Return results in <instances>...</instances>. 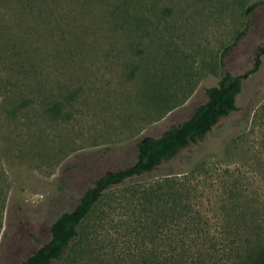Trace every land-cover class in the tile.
Masks as SVG:
<instances>
[{"label":"rangeland","instance_id":"rangeland-1","mask_svg":"<svg viewBox=\"0 0 264 264\" xmlns=\"http://www.w3.org/2000/svg\"><path fill=\"white\" fill-rule=\"evenodd\" d=\"M139 1L125 23L95 13L41 22L0 5V264H24L94 181L134 165L138 143L186 121L223 71L242 78L237 110L172 161L107 191L51 264H138L180 245L212 254L207 264H224L219 234L234 230L223 225L224 192L242 183L264 216V57L248 75L264 47V0ZM32 91L44 106L4 119L8 97ZM70 92L60 118L42 114L51 97ZM164 178L189 191L188 213L175 220L165 211V227L146 235L132 193ZM166 204L174 205L171 197ZM196 230L209 237L191 241ZM178 232L182 243L173 238Z\"/></svg>","mask_w":264,"mask_h":264},{"label":"trees","instance_id":"trees-1","mask_svg":"<svg viewBox=\"0 0 264 264\" xmlns=\"http://www.w3.org/2000/svg\"><path fill=\"white\" fill-rule=\"evenodd\" d=\"M139 3V0H0L1 6H6L7 9L10 7L20 9L21 13H24V10L28 11L30 15H34V19L38 18L37 20L41 22L53 20L65 24L70 21L79 22L84 16H91L92 13L112 23H125L134 19L131 14L132 5ZM256 7L257 4L248 7L247 13L252 12ZM237 41L238 38L233 45H236ZM263 57L264 47H261L248 75L259 70ZM242 84L241 77H234L223 71L217 86L206 89L205 103L197 107L186 121L157 139L147 138L138 143L137 161L134 165L107 173L94 181L75 208L71 212L63 213L54 221L50 227V240L41 245L24 264H51L60 261L70 245L79 238L81 225L107 191L153 172L175 159L182 150L202 141L220 119L237 110L236 98L242 91ZM31 89L36 88L31 87ZM35 93L36 91L27 95L21 94L18 98L9 96V107L3 111L4 119L14 121L20 111L35 104L44 106L43 98ZM74 96L75 93L70 92L61 100L51 97L49 101L51 105L45 106L42 114L55 120L60 118L62 109L73 100ZM228 178L232 177L229 175ZM179 187V181L175 178H164L151 187L132 193L138 199L142 215L141 230L146 235L152 228L163 229L170 216L175 220H181L188 213L186 211L189 208L182 205V201L189 191L184 192ZM245 192L242 183H239L236 188L228 189L223 195L224 199L220 206L223 225L234 227V230L219 234L223 245L221 247L224 252V264H264V216L259 214L260 205L244 198ZM170 197L174 205L167 209L166 201ZM167 210L170 211L168 218L167 215L165 216ZM194 225L197 229L198 224ZM185 236L182 232H178L173 238L178 237V242L182 243ZM192 236L194 238L191 241H202L209 237L208 235L203 237L197 230ZM209 240L212 242L214 238ZM184 247L180 245L178 248H173L171 254H165L166 257L164 254H151V258L142 259L138 264H207L206 261L214 259L212 254L192 252ZM211 250L213 251V248Z\"/></svg>","mask_w":264,"mask_h":264}]
</instances>
